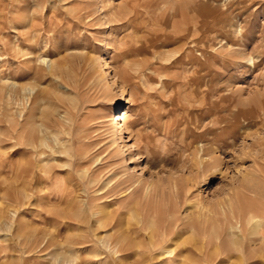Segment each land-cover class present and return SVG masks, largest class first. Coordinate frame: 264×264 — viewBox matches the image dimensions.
<instances>
[{"label": "rangeland", "instance_id": "374dc122", "mask_svg": "<svg viewBox=\"0 0 264 264\" xmlns=\"http://www.w3.org/2000/svg\"><path fill=\"white\" fill-rule=\"evenodd\" d=\"M263 94L264 0H0V264H264V229L242 241L218 215L264 153V122L237 126ZM27 161L54 185L16 191ZM119 180L126 192L107 195ZM170 180L189 189L184 203ZM172 223L165 247L142 241ZM121 235L135 248L113 256ZM215 236L252 258L226 257Z\"/></svg>", "mask_w": 264, "mask_h": 264}, {"label": "bare ground", "instance_id": "6f19581e", "mask_svg": "<svg viewBox=\"0 0 264 264\" xmlns=\"http://www.w3.org/2000/svg\"><path fill=\"white\" fill-rule=\"evenodd\" d=\"M193 28V27H192ZM200 29V28H199ZM197 70V69H196ZM205 71V69H204ZM200 77V76H198ZM196 78V77H194ZM203 80V79H202ZM201 80V81H202ZM193 81V79H192ZM191 81V82H192ZM199 81V80H198ZM196 81V83L198 82ZM200 81V82H201ZM204 81V80H203ZM112 85V84H111ZM200 85V83H199ZM202 85V84H201ZM209 86V85H208ZM197 87V86H196ZM207 87V86H206ZM189 88V87H188ZM212 88V87H211ZM209 87V89H211ZM195 89V88H194ZM208 89V90H209ZM112 90V89H111ZM257 91V90H256ZM117 92V91H116ZM204 92V91H203ZM206 92V91H205ZM191 93V92H190ZM117 93H115L116 95ZM211 95V94H210ZM262 95V94H261ZM264 95V94H263ZM119 97V96H118ZM229 97V96H228ZM263 97V96H262ZM107 99V102L108 103H113V102H116L118 99L117 97L113 96L111 91L108 90V87H107V91H106V94H105V97ZM194 98V96H193ZM206 98V97H205ZM259 98V97H258ZM195 99V98H194ZM191 100V99H190ZM224 100V99H223ZM222 100V102H223ZM226 100V99H225ZM194 101V100H192ZM187 102V101H186ZM227 101H224V103H226ZM242 102V101H241ZM240 102V103H241ZM188 103V102H187ZM197 103V102H196ZM200 103V102H199ZM248 103V102H246ZM245 103V104H246ZM249 103L252 104V107L254 105V107L256 106V109L253 107L251 110H248V111H244V110H239L238 112V121H237V126H239L241 128V125H239V123L242 121V122H246L247 125L248 124H251L252 122H254L255 120L254 119H258L261 123L264 122V98H261V99H256V96L254 98H252L251 100H249ZM190 104V103H189ZM215 104V103H214ZM222 104V103H221ZM221 104H219V106L221 107ZM227 104V103H226ZM244 104V103H243ZM242 103L240 104V106L243 105ZM104 105V104H103ZM198 105V104H197ZM239 104H237L238 106ZM216 106H218L216 104ZM228 107V105H226ZM225 106V107H226ZM239 108V107H238ZM114 111V110H113ZM237 113V112H236ZM118 115V114H117ZM120 115V114H119ZM118 117V116H117ZM235 117V116H234ZM123 118V117H122ZM116 120L120 119L119 118H115ZM124 119V118H123ZM122 120V119H121ZM240 120V121H239ZM217 123L219 125H221L223 128V131H227V125H226V121L224 120V118H219L216 119ZM113 122V121H112ZM119 122V121H118ZM231 122V121H230ZM251 122V123H250ZM121 123V122H120ZM233 123V122H232ZM232 123H230L232 125ZM256 124V123H255ZM119 124L117 122L114 121V123L112 124V128L115 131V133L117 135H119V139L122 140L123 137H121V129L119 128L118 126ZM18 127V126H17ZM230 127V126H229ZM235 127V126H234ZM233 127V128H234ZM258 127V126H257ZM20 128V127H19ZM232 128V126H231ZM230 128V129H231ZM241 130V129H240ZM18 132V130H17ZM16 132V134H17ZM123 133V131H122ZM194 133V132H193ZM185 134V133H184ZM192 134V133H191ZM190 134V136H191ZM197 135V134H196ZM17 136V135H16ZM115 136V135H114ZM238 136V135H236ZM183 137V136H182ZM188 137V136H186ZM199 137V135H198ZM197 137V138H198ZM229 137V136H228ZM18 138V137H16ZM185 138V137H184ZM183 138V140H184ZM244 139V137H242ZM188 139V138H187ZM191 139V138H189ZM241 139V138H240ZM192 140V139H191ZM230 140V139H229ZM213 141V139H212ZM231 142V141H229ZM243 142V141H241ZM240 142V143H241ZM213 143V142H212ZM220 144L224 143V142H218ZM217 143V144H218ZM226 143V142H225ZM34 143L31 139V135L28 137V139L25 141V147H26V150L28 151L27 153H31L32 152V149L34 148ZM190 147V145H188ZM193 146V145H192ZM218 146V145H216ZM233 146V145H232ZM186 147V146H185ZM188 149V148H187ZM210 149V148H209ZM213 149V148H212ZM218 149V148H217ZM215 151V149H214ZM213 151V152H214ZM253 151V150H252ZM120 152V151H119ZM186 152V151H185ZM207 153L209 151H206ZM212 152V151H211ZM256 152V151H255ZM259 152V151H258ZM201 154V156H203L204 154H206L204 152L203 154V151L202 150H198L197 151V154ZM209 154V153H208ZM212 154V153H211ZM259 154L258 157H256L257 155ZM256 154L255 158H252L253 160V168H249L248 170H244L243 172H238V181H237V187H235V189L232 190L231 194H229V196L226 198V200L223 202L222 205H218L220 207V212H219V217L222 219V221H225L226 224H229L228 222L230 221H234L235 224L234 226L228 228L229 231H231V235L235 236V237H238L239 239H241L242 241L246 238H244V235L246 236L245 234V231L247 232L249 227L251 226L252 228L254 229H261L263 230L264 229V153L262 154L261 152ZM207 155V154H206ZM200 156V157H201ZM196 158H198V156H195ZM209 156H207L208 158ZM243 157L247 158L248 157V154H243ZM202 158V157H201ZM211 158V157H210ZM213 158V157H212ZM204 159V157H203ZM206 159V158H205ZM216 159V158H215ZM198 160V159H197ZM195 160V164L194 166L196 165L197 166V176H196V180H200L201 182H204L206 180V174L202 171V170H199L198 168V165L196 163ZM210 161V159H208ZM212 160V159H211ZM214 160V159H213ZM202 161V160H201ZM206 161V160H205ZM208 161V162H209ZM216 160H214L215 162ZM211 162V161H210ZM199 163V162H198ZM201 163V162H200ZM203 163V161H202ZM201 163V164H202ZM217 163V161H216ZM205 164V163H204ZM202 164V165H204ZM208 164V163H207ZM210 164V163H209ZM214 164V163H213ZM216 165V164H215ZM195 166V167H196ZM206 166V165H205ZM212 166V165H211ZM34 167L32 166L31 163H29L28 161L24 164V165H18L17 168H16V171H15V175H14V181H15V184H16V191H19L21 189L24 190V192H29V193H32V194H36V193H41L42 191V188H47L48 186H52L54 185L51 180L53 181V179H55V175L56 173L53 172L52 174H47V176H43V177H39L38 179H35V174H34ZM59 182V181H57ZM125 181H116L115 184L112 186V188L110 189V191L107 193V195L111 194H115L116 191L118 190H123L125 189L124 187L125 186ZM18 185V186H17ZM43 186V187H42ZM167 186H169L171 188L172 191H175L174 192V199L175 201H180V203H184L186 201V198H189L188 197V191L189 189L187 187L185 188H178V185L176 183L175 180H170V182H168ZM187 186V184H186ZM20 187V190H18V188ZM153 185L152 184H148L145 186V192L146 194L144 195V198L145 200H147L148 196L151 195V193L154 191L153 190ZM162 187V186H160ZM127 190V189H126ZM125 191H122L121 194L125 193ZM28 194V193H27ZM65 194V193H64ZM39 195V194H38ZM66 195V194H65ZM106 195V196H107ZM116 195V194H115ZM162 195V194H161ZM114 196V195H113ZM37 197V196H36ZM33 200V199H32ZM188 200V199H187ZM33 202V201H32ZM35 202V201H34ZM175 202V203H177ZM188 203V202H187ZM179 204V202H178ZM218 210V211H219ZM175 212V211H174ZM200 217V216H199ZM197 222V221H196ZM221 223V222H220ZM177 224V223H176ZM201 225L202 227L207 224L206 221L205 222H201V219L198 220V225ZM199 225V226H200ZM231 224H229L230 226ZM175 223L173 224H169L167 227H163L162 229V233H161V236L160 238H158L156 236V233L155 232H150V234L148 236H142V241H145L148 239L149 241V246L151 247V249H155V248H163L165 247V245H167L169 242H173V238H171L172 236L176 235L178 232V228H175ZM187 227V226H186ZM201 227V228H202ZM185 228V227H184ZM204 228V227H203ZM202 228V229H203ZM248 228V229H247ZM199 229V227H198ZM247 229V230H246ZM189 230V229H188ZM221 230V229H220ZM227 230V229H225ZM179 231V230H178ZM183 231V230H181ZM210 231V230H209ZM227 232V235H229L230 232ZM161 232V231H160ZM219 233V231L217 232ZM179 234V233H178ZM261 234V233H260ZM217 235V234H216ZM219 235V234H218ZM217 239V237L219 236H215ZM226 237V236H225ZM248 237V236H246ZM170 238V239H169ZM50 239V238H49ZM112 244H113V247L111 248L112 249V252L113 253V256H116V255H119L121 253H125L128 254L132 251L133 248H135V244L131 243L130 242V239L127 237V236H124V235H121V236H116L114 238H112ZM176 239V238H175ZM249 239V238H248ZM247 239V242L249 243H252L251 240L248 241ZM51 240V239H50ZM48 240V241H50ZM218 240H221L220 237L218 238ZM221 240L219 242L218 245H213L211 243H206L204 241H201L199 243V247L198 248H194L195 252H197L198 256H204V257H207V261L208 260H212L216 253H217V249L216 248H223V250L225 251V253H227L226 257L229 256V255H237L239 252L240 253H243L242 251V245L239 244V246H236V245H230L229 243H226L225 241ZM246 241V240H244ZM261 243H257L259 244V248H260V245H261V248H260V251L257 252L256 256H258V253L259 255L264 258V234L262 235V238H261ZM175 242V241H174ZM215 244V243H214ZM247 244V243H246ZM253 244V243H252ZM251 244V245H252ZM178 245V244H177ZM248 245L246 246V248H248ZM254 245V244H253ZM212 246V247H216L215 249L216 250H213L212 252L209 250V247ZM197 247V246H196ZM244 247V246H243ZM250 247V246H249ZM246 253H243L245 258L247 259H251L252 258V254L250 253V250H245ZM167 253V252H166ZM254 254V253H253ZM124 255V256H125ZM112 256V257H113ZM161 256V255H160ZM239 256V255H238ZM254 256V255H253ZM159 257V256H158ZM231 257V256H230ZM236 257V256H235ZM259 257V256H258ZM123 258V257H122ZM155 258V257H153ZM210 258V259H208ZM239 259V257L237 258V260ZM150 260V258H149ZM152 260V258H151ZM240 260V259H239ZM238 260V261H239ZM148 260H145L143 261L144 262H147ZM149 262V261H148ZM202 263L201 261L200 262H194L192 264H200ZM147 264V263H146ZM149 264V263H148Z\"/></svg>", "mask_w": 264, "mask_h": 264}]
</instances>
